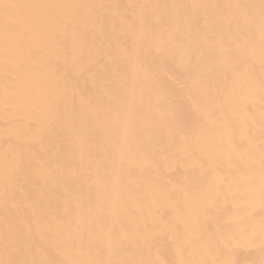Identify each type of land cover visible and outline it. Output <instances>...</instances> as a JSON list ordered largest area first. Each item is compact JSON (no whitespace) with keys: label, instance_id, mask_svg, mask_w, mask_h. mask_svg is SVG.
<instances>
[{"label":"bare ground","instance_id":"6f19581e","mask_svg":"<svg viewBox=\"0 0 264 264\" xmlns=\"http://www.w3.org/2000/svg\"><path fill=\"white\" fill-rule=\"evenodd\" d=\"M0 3V261H259L260 0Z\"/></svg>","mask_w":264,"mask_h":264},{"label":"snow or ice","instance_id":"6c2138e0","mask_svg":"<svg viewBox=\"0 0 264 264\" xmlns=\"http://www.w3.org/2000/svg\"><path fill=\"white\" fill-rule=\"evenodd\" d=\"M0 7H3L5 10L9 8H21V7H33V8H44L47 7L45 5H12V4H3L0 3ZM73 7H82V6H73ZM178 7V6H173ZM203 7V6H201ZM260 9H261V35L264 38V0H260ZM242 61L238 60L235 65L232 66L233 73H239L241 71ZM262 133H264V123L261 125ZM264 151V149H262ZM262 168H264V156L261 159ZM19 167L17 164H12L11 166L6 165L5 174L6 176L10 172H14L16 168ZM262 195H264V189H262ZM201 211L208 212L211 211L213 207L216 205V195L214 191L209 188V190L202 195L201 201ZM261 238L264 239V220L261 221ZM136 231H139L136 228ZM254 234V230H253ZM249 239V230L247 228H239L236 224L227 220L221 225L217 236H216V246L211 250V259H202L199 261V264H246V262L241 261L239 256V249L245 244V241ZM113 242V238L111 234L108 237V243L111 245ZM118 243V241H117ZM178 255H182L183 248L178 244L177 247ZM261 258L259 261L252 260L247 262V264H264V244L261 245L260 248ZM0 264H17L16 261L8 260V261H0ZM31 264H56L55 261H44L37 260L32 261ZM59 264H154V262L148 261H105V260H95V261H80V260H67L60 261ZM174 264H192V262L180 259Z\"/></svg>","mask_w":264,"mask_h":264}]
</instances>
